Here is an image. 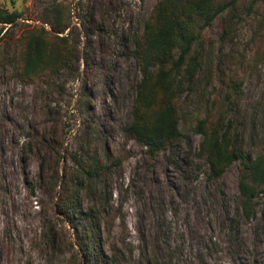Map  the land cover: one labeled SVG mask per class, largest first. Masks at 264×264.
Instances as JSON below:
<instances>
[{"label":"rangeland","instance_id":"1","mask_svg":"<svg viewBox=\"0 0 264 264\" xmlns=\"http://www.w3.org/2000/svg\"><path fill=\"white\" fill-rule=\"evenodd\" d=\"M159 1L0 0V9L22 14L0 40V53L7 48L19 54L27 26L50 31V19L60 14L69 23L60 36L68 37L63 50L70 54L64 69L31 83L0 69V146H8L5 154L0 150V264L83 263L76 248L55 255L44 248L43 225L56 215L54 194L36 181L41 160L26 153L34 193L15 169L21 144L50 129L61 143L60 177L72 165L66 161L70 154L85 151L109 165L83 190V205L99 210L105 244L121 250L126 264H148L150 256L159 264H264L262 196L254 217L242 219L239 163L209 180L198 156L201 136L194 131L198 120L216 117L227 91L222 80L236 78L243 88L244 151L264 155V126L258 122L264 108V0H239L235 10L197 25L190 56L198 53V66L177 102L183 138L172 149L149 153L127 133L141 77L127 40L142 30ZM12 137L18 147L10 145ZM62 223L74 242L70 225Z\"/></svg>","mask_w":264,"mask_h":264},{"label":"trees","instance_id":"2","mask_svg":"<svg viewBox=\"0 0 264 264\" xmlns=\"http://www.w3.org/2000/svg\"><path fill=\"white\" fill-rule=\"evenodd\" d=\"M239 0H228L214 6L212 0H161L151 15L143 22L142 30L129 35L130 57L141 74L135 85L136 96L132 108V121L127 133L149 153L172 149L183 136L179 128L178 98L191 82L198 66V53L190 56L197 41V25L207 26L227 9L235 10ZM54 13H58L55 11ZM22 14L0 9V40L8 36ZM51 29L27 26L21 38L19 54L5 49L0 53V69H9L10 76L23 83H31L67 66L69 52L63 50L68 37H61L69 29L60 14L50 19ZM259 25L264 30V15ZM230 29V25H227ZM4 31V33H3ZM264 32V31H262ZM226 82L224 100L218 103L213 120H198L194 131L201 136L198 156L208 166V179L217 180L234 163H239L238 195L242 219L254 217V204L262 196L264 204V155L252 156L245 152L241 141L242 93L241 80L232 77ZM261 121L264 126V108ZM4 119L12 122L8 115ZM10 145L18 147L15 137ZM8 146L2 144L1 152ZM61 143L54 130L47 135L23 142L16 158V171L22 173L23 183L34 193L33 181L26 171V153L34 154L39 162L36 181L54 194L51 217L43 225L44 248L52 254L76 248L82 264H126L119 249L109 250L105 244L103 224L99 210L85 208L83 190L88 189L102 172H109V165L85 151L70 154L66 161L72 165L64 168L59 176ZM4 181V179H3ZM59 188V191H57ZM57 219H61V222ZM63 221L72 229L74 242L69 241ZM159 264L150 256L148 264Z\"/></svg>","mask_w":264,"mask_h":264},{"label":"built area","instance_id":"3","mask_svg":"<svg viewBox=\"0 0 264 264\" xmlns=\"http://www.w3.org/2000/svg\"><path fill=\"white\" fill-rule=\"evenodd\" d=\"M45 28H48V26H45Z\"/></svg>","mask_w":264,"mask_h":264}]
</instances>
